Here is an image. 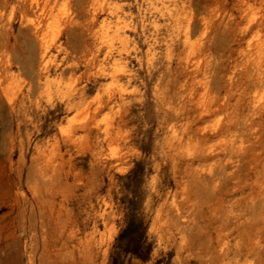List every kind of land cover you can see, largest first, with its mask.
<instances>
[{
  "label": "rangeland",
  "instance_id": "374dc122",
  "mask_svg": "<svg viewBox=\"0 0 264 264\" xmlns=\"http://www.w3.org/2000/svg\"><path fill=\"white\" fill-rule=\"evenodd\" d=\"M0 264H264V0H0Z\"/></svg>",
  "mask_w": 264,
  "mask_h": 264
},
{
  "label": "trees",
  "instance_id": "16d2710c",
  "mask_svg": "<svg viewBox=\"0 0 264 264\" xmlns=\"http://www.w3.org/2000/svg\"><path fill=\"white\" fill-rule=\"evenodd\" d=\"M137 207H129L125 216V227L119 233L117 254L120 252L130 254L142 260L148 258L151 251V244L147 242V224L137 214Z\"/></svg>",
  "mask_w": 264,
  "mask_h": 264
},
{
  "label": "bare ground",
  "instance_id": "6f19581e",
  "mask_svg": "<svg viewBox=\"0 0 264 264\" xmlns=\"http://www.w3.org/2000/svg\"><path fill=\"white\" fill-rule=\"evenodd\" d=\"M95 18V17H94ZM91 19H93V18H91ZM90 21V20H89ZM88 26V25H87ZM93 26V25H92ZM85 27V26H84ZM90 27V26H89ZM86 28V27H85ZM83 29V28H82ZM87 31V30H86ZM89 32V31H88ZM90 58V57H89ZM64 69V68H63ZM64 71V70H63Z\"/></svg>",
  "mask_w": 264,
  "mask_h": 264
}]
</instances>
